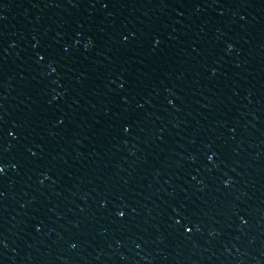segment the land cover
<instances>
[{"label":"water","instance_id":"95a60500","mask_svg":"<svg viewBox=\"0 0 264 264\" xmlns=\"http://www.w3.org/2000/svg\"><path fill=\"white\" fill-rule=\"evenodd\" d=\"M0 264H264V0H0Z\"/></svg>","mask_w":264,"mask_h":264}]
</instances>
